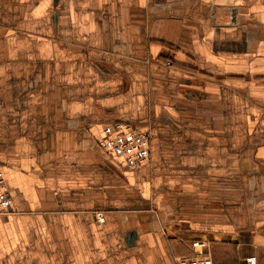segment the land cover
Listing matches in <instances>:
<instances>
[{
	"label": "crops",
	"instance_id": "0c3cea01",
	"mask_svg": "<svg viewBox=\"0 0 264 264\" xmlns=\"http://www.w3.org/2000/svg\"><path fill=\"white\" fill-rule=\"evenodd\" d=\"M0 162V264H264V0H0Z\"/></svg>",
	"mask_w": 264,
	"mask_h": 264
},
{
	"label": "built area",
	"instance_id": "2783aa9c",
	"mask_svg": "<svg viewBox=\"0 0 264 264\" xmlns=\"http://www.w3.org/2000/svg\"><path fill=\"white\" fill-rule=\"evenodd\" d=\"M171 65V62H168ZM101 150L121 166L134 170L150 160L151 136L139 131L135 125L124 122L106 123L102 126L98 140ZM11 198L6 189L3 165L0 162V215L10 213ZM98 221L104 220V215H97ZM175 264H216L209 254L198 253L181 256L175 259ZM243 264H256L254 258H249Z\"/></svg>",
	"mask_w": 264,
	"mask_h": 264
},
{
	"label": "water",
	"instance_id": "95a60500",
	"mask_svg": "<svg viewBox=\"0 0 264 264\" xmlns=\"http://www.w3.org/2000/svg\"><path fill=\"white\" fill-rule=\"evenodd\" d=\"M135 238H136V233L135 232H131L130 233V237H129V241L133 242L135 240Z\"/></svg>",
	"mask_w": 264,
	"mask_h": 264
}]
</instances>
